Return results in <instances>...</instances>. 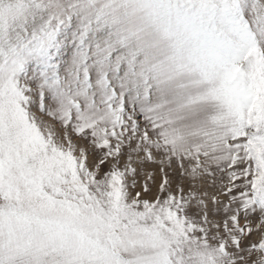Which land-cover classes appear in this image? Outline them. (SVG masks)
Here are the masks:
<instances>
[{
	"label": "snow or ice",
	"instance_id": "snow-or-ice-1",
	"mask_svg": "<svg viewBox=\"0 0 264 264\" xmlns=\"http://www.w3.org/2000/svg\"><path fill=\"white\" fill-rule=\"evenodd\" d=\"M0 264H264V0H0Z\"/></svg>",
	"mask_w": 264,
	"mask_h": 264
}]
</instances>
